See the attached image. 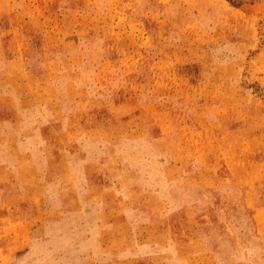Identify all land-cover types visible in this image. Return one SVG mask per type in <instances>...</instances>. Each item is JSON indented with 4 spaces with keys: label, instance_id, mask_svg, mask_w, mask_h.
Wrapping results in <instances>:
<instances>
[{
    "label": "rangeland",
    "instance_id": "rangeland-1",
    "mask_svg": "<svg viewBox=\"0 0 264 264\" xmlns=\"http://www.w3.org/2000/svg\"><path fill=\"white\" fill-rule=\"evenodd\" d=\"M0 264H264V0H0Z\"/></svg>",
    "mask_w": 264,
    "mask_h": 264
}]
</instances>
